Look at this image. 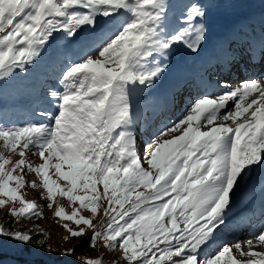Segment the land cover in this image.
I'll use <instances>...</instances> for the list:
<instances>
[{"label":"snow or ice","instance_id":"1","mask_svg":"<svg viewBox=\"0 0 264 264\" xmlns=\"http://www.w3.org/2000/svg\"><path fill=\"white\" fill-rule=\"evenodd\" d=\"M205 16L198 0H0V80L34 65L56 37L67 50L57 84L37 112L40 119L0 124V197L22 205L8 210L11 218L42 216L41 206L20 192L42 186L49 208L59 194L92 213L68 214L57 206L54 216L84 225L77 230L64 224L72 237L89 236L90 229V248L99 241L109 252L119 251L112 264H223L226 255L230 264H264V252L254 250L264 244V225L258 235L251 233L255 245L245 242L247 251L239 242L204 251L227 227L237 189L249 184L256 168L264 170V75L190 100L170 126L150 133L143 159L138 152L131 94L166 70L154 57L167 60L178 47L199 51ZM29 152L42 162L33 165ZM53 169L65 184L53 179ZM25 170L41 185L26 181ZM101 201L107 206L93 223ZM33 239L31 230L0 222V253L5 241L30 245ZM75 247L60 255L74 254ZM233 247L249 258L237 260ZM105 256L81 264H104Z\"/></svg>","mask_w":264,"mask_h":264},{"label":"rangeland","instance_id":"2","mask_svg":"<svg viewBox=\"0 0 264 264\" xmlns=\"http://www.w3.org/2000/svg\"><path fill=\"white\" fill-rule=\"evenodd\" d=\"M215 1V0H213ZM259 2L258 0H256ZM255 2V1H254ZM220 6V5H217ZM238 5L231 6L232 9L237 11ZM173 12V10H172ZM63 44V41L59 37L53 39L43 51L42 55L36 60L34 65L27 67L26 70L15 69L14 74L8 78L0 80V124L10 127L12 125H22L30 119L38 120L40 117L37 112L41 106L44 105V97L46 91L49 88L57 84V76L62 66V60L67 52L63 47L58 46ZM177 49V48H176ZM174 51H177V50ZM172 52L168 57L175 55ZM243 56V55H241ZM161 57H154L153 59L164 64H168L167 60H161ZM167 67L165 71H168ZM163 72L152 85L149 86H137L133 90L130 98L131 114L134 120V127L137 136L138 152L143 159L144 156V141L150 139V133L157 127L168 125L175 118L180 117L184 112L186 106L176 105L174 112L164 111L165 105L161 101L159 91L166 81V72ZM234 70H230L228 74H232ZM205 81H216V79L203 77ZM242 80L238 78L231 82L233 87L236 84H240ZM195 84L192 87H186L185 91L178 94L175 99L185 101L188 99L190 89L196 88ZM159 100V101H158ZM135 103V104H134ZM175 104V100H174ZM174 107V106H173ZM185 107V108H184ZM156 116L154 119L153 117ZM184 126H181V130ZM204 130V129H202ZM177 131L176 134H179ZM0 151H3L0 148ZM6 156H10L13 161L20 159L19 155L14 153L5 152ZM28 160L33 165H38L42 161L38 155H33L32 152L27 154ZM145 167L147 165L145 164ZM19 174V170H17ZM53 179H57L59 183L65 184L66 182L59 179L54 169L50 170ZM26 181H35L37 185H41V181L37 175L25 170L24 172ZM102 190V186H98ZM45 190L42 186L33 188L26 186L20 189L21 195L25 200L35 201L37 205H40V211L42 216H33L25 219L24 217L11 218L8 210L13 208H20L22 205L20 201H11L6 197H0V199H6L7 203L0 205V222L4 223L6 228L17 230L23 228V230H31L34 236L30 245H15L5 241L3 245V251L0 253V260H3L4 264H81L84 258H95L101 253H105L104 264H112L114 258L120 256L119 251L109 252L104 248L102 242L98 241L97 247H89L90 229H86L89 236L85 237H72L63 227L67 224L70 228L77 229L78 227H84V225L77 226L73 221L66 219H60L54 216L57 206H62L66 213L71 214L73 209H79V214L85 216H91L92 213L87 208H80L78 201L70 202L66 197L57 194L52 203V207H48V199H41L40 193ZM79 194H83L82 192ZM101 207L98 209L97 215L93 219V223H96L103 216V207L107 206L106 201H101ZM245 206V205H244ZM245 208L243 207V210ZM38 225V228L36 227ZM221 232V231H220ZM68 236L65 240L64 237ZM222 239L218 238L217 241L206 248L205 253L212 252L217 248V245H222ZM75 247V252L72 255H60L66 248ZM54 249L49 252L47 249ZM218 250V249H217ZM214 254V253H213ZM237 260H246L249 257L241 256L238 251L234 252ZM79 258V259H78ZM119 264H126V261L120 260ZM223 264H230L229 258L226 255Z\"/></svg>","mask_w":264,"mask_h":264},{"label":"bare ground","instance_id":"3","mask_svg":"<svg viewBox=\"0 0 264 264\" xmlns=\"http://www.w3.org/2000/svg\"><path fill=\"white\" fill-rule=\"evenodd\" d=\"M258 1L198 0L206 11V16L202 21L206 26V37L198 52L178 47V52L174 51L177 53L170 57L171 60L167 59L169 68L168 71H165L167 79L163 87L158 90L161 101L165 105L164 111L174 112L176 105L187 106L190 100L204 94L217 96L223 91L235 88L239 84L233 87L231 82L238 80L239 77L243 81L249 78L259 79L261 75H264V51L261 50L264 48V32L262 31L264 29V0ZM170 2L174 5H183L190 0H170ZM235 4L238 5L236 13L235 9L231 7ZM251 7H255V9L249 10ZM172 10L173 13H178L177 8ZM257 27L261 29L259 33L255 32ZM208 43H211V46L215 44L219 50L213 54L209 50ZM239 48L241 50L238 52ZM245 52L250 54V58L241 56ZM160 59L164 60L162 57ZM232 69L234 70L233 74H228ZM206 75H209L211 79L215 78L216 81L201 79ZM195 84L197 87L190 89L188 92L190 96L187 100L175 99L178 94L185 91L186 87H192ZM222 85H226V87ZM258 94V92L252 93L244 103L250 102ZM255 107L254 105L253 108ZM231 110L233 108L229 104V111ZM156 116L158 115H155L153 119ZM214 123H219V121ZM225 123L232 125V121ZM262 182H264V170L256 168L249 184L237 189L232 197L233 204L228 225L218 233V238L222 239L221 243L235 245L239 242L245 251L248 250L245 247L247 240L252 239L254 245L256 244L255 237L251 233L255 232L258 235L260 226L264 225V221L258 224V220L264 215V205L256 206L257 203L249 201V199ZM254 250L264 252V244L257 245ZM232 251L234 253L237 250L233 247Z\"/></svg>","mask_w":264,"mask_h":264}]
</instances>
